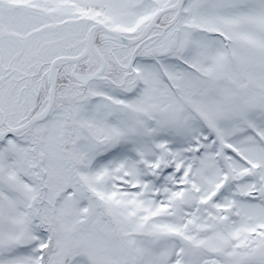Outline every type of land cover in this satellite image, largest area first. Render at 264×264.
Instances as JSON below:
<instances>
[{"label":"snow or ice","instance_id":"snow-or-ice-1","mask_svg":"<svg viewBox=\"0 0 264 264\" xmlns=\"http://www.w3.org/2000/svg\"><path fill=\"white\" fill-rule=\"evenodd\" d=\"M0 264H264V0H0Z\"/></svg>","mask_w":264,"mask_h":264}]
</instances>
